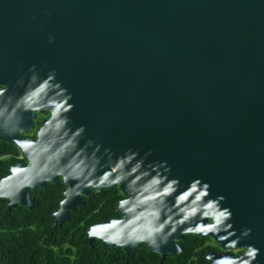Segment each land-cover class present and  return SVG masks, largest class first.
I'll use <instances>...</instances> for the list:
<instances>
[{"label": "water", "instance_id": "water-1", "mask_svg": "<svg viewBox=\"0 0 264 264\" xmlns=\"http://www.w3.org/2000/svg\"><path fill=\"white\" fill-rule=\"evenodd\" d=\"M0 85V140L28 160L0 181L10 208L63 179L62 226L119 186L122 217L90 242L166 257L196 234L223 248L213 264H264V0H0ZM34 110L52 115L32 141ZM224 207L232 227L206 231ZM163 224L167 244L137 239Z\"/></svg>", "mask_w": 264, "mask_h": 264}, {"label": "trees", "instance_id": "trees-1", "mask_svg": "<svg viewBox=\"0 0 264 264\" xmlns=\"http://www.w3.org/2000/svg\"><path fill=\"white\" fill-rule=\"evenodd\" d=\"M20 162L28 163L20 149L0 140V181ZM65 190L64 182L32 190L33 209L10 208L8 199H0V264H213L207 255L218 246L209 236L187 234L180 241L183 251L164 258L145 243L127 252L99 239L90 242L91 226L122 217L117 207L125 194L119 186L96 191L70 222L54 227L52 212L60 209Z\"/></svg>", "mask_w": 264, "mask_h": 264}, {"label": "clouds", "instance_id": "clouds-1", "mask_svg": "<svg viewBox=\"0 0 264 264\" xmlns=\"http://www.w3.org/2000/svg\"><path fill=\"white\" fill-rule=\"evenodd\" d=\"M48 41L49 43H54L55 42V37L52 36V35H49V38H48ZM40 91H43V88L40 89ZM131 151V150H129ZM68 177H65V180H67ZM118 180L121 179V178H117ZM167 179V177L165 178ZM162 181L158 178L154 179L152 181V183L154 184H160ZM101 183H103V180L101 181ZM179 183L178 180H171L168 185L166 186V188L163 190V192L161 193H158L157 195L159 196H166L169 194V190H171L173 188V185L174 184H177ZM195 183H199V180H196ZM208 184H205L204 185V188H205V191L202 193V195H207V189H208ZM150 199H155V197H150ZM181 199H183V197H181ZM220 200H223L224 198L221 196L219 197ZM62 203H64L62 201ZM127 203H129V201L127 200H123L120 202V205L121 207H124V205H126ZM209 207H212V203H209L208 205ZM132 209H129V211H131ZM193 214L195 212V210L193 209ZM153 215H156L158 217V213H153ZM232 210L230 207H224L223 210H220L218 211V215L215 216L214 220H213V223L210 224L206 231H220L221 229H223L224 231H227L228 229H230L232 227V223H231V220H232ZM188 217L186 216L185 219H187ZM181 223H183V221H181ZM164 227H166V224H163V225H160L159 227H155V228H150L148 230V233H147V236H141V237H138L137 239L139 241H144V240H148L151 244H153L154 246L156 247H159L160 245L157 243V236H160L162 239H161V243L163 244H167L168 243V236L171 234H167L165 235L164 234ZM202 229H196L195 231H201ZM172 231H175V229H173ZM189 232H192L193 229H188ZM252 233V229L251 228H245L244 230V235L245 236H248ZM260 253L261 254V249H256L255 247L253 248V251L250 252V255L252 257V260H256L257 258V253ZM251 264V262H250Z\"/></svg>", "mask_w": 264, "mask_h": 264}, {"label": "flooded vegetation", "instance_id": "flooded-vegetation-1", "mask_svg": "<svg viewBox=\"0 0 264 264\" xmlns=\"http://www.w3.org/2000/svg\"><path fill=\"white\" fill-rule=\"evenodd\" d=\"M0 89H3V87L0 85ZM68 100L70 101H74V102H77V94L76 93H73V94H69V96L67 97ZM34 113V116L32 118V124L31 126L29 127V130L27 132H23L21 133V137L24 138V139H30L32 141H35L38 137V131L39 129L44 125V123L46 121H48L50 118H51V115H52V111L48 110V111H41V110H34L33 111ZM28 162V160H27ZM20 163H23V162H20ZM28 164V163H27ZM25 164V165H27ZM60 182H64L63 179H61L58 183ZM50 183H55V182H49L48 184ZM67 189V188H66ZM66 191V190H65ZM65 191H64V194H65ZM98 191L97 189L93 188V194L89 197H93L95 195V192ZM98 192H101V191H98ZM89 197H85V198H89ZM85 198H84V201H85ZM128 196L125 195V198L124 199H127ZM63 200V199H62ZM61 200V201H62ZM123 200V199H122ZM60 201V202H61ZM59 210V209H58ZM56 210V211H58ZM55 212V211H54ZM180 243V242H179ZM218 246V249L215 250V251H211L210 253H214V254H220L222 253L224 250L223 248L221 247L220 244H218L217 242H215ZM143 244V243H142ZM146 244V243H145ZM181 245V244H180ZM140 247V246H139ZM138 247V248H139ZM183 248V247H182ZM137 249V248H136ZM135 249V250H136ZM247 249H243V248H237V249H233L232 251L235 253L236 256H240L242 255L243 253H245ZM134 251V250H133ZM209 253V254H210ZM161 255V254H160ZM169 255V254H168ZM162 257V256H161ZM164 258V257H163Z\"/></svg>", "mask_w": 264, "mask_h": 264}]
</instances>
